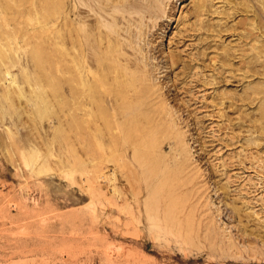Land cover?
I'll return each mask as SVG.
<instances>
[{
  "label": "rangeland",
  "instance_id": "obj_1",
  "mask_svg": "<svg viewBox=\"0 0 264 264\" xmlns=\"http://www.w3.org/2000/svg\"><path fill=\"white\" fill-rule=\"evenodd\" d=\"M91 1L0 0V264H264V40L249 37L253 1L215 0L219 14L198 17L199 0H172L135 44L151 76L142 100L163 130L149 138L150 165L139 138L125 143L115 129L112 102L92 107L62 82L67 49L74 71V40L91 38ZM102 111L106 122L91 118ZM178 155L189 186L159 196Z\"/></svg>",
  "mask_w": 264,
  "mask_h": 264
},
{
  "label": "bare ground",
  "instance_id": "obj_2",
  "mask_svg": "<svg viewBox=\"0 0 264 264\" xmlns=\"http://www.w3.org/2000/svg\"><path fill=\"white\" fill-rule=\"evenodd\" d=\"M213 1L215 0H199L195 4L194 11L198 17L202 16V13L204 15L219 14L216 12L217 10H212ZM219 1L231 3V0ZM238 1L240 5L243 3L241 6L245 2L251 3L253 1L252 6L245 5L247 6L246 12L251 13L253 17L250 23L252 34L249 37L255 36V43L258 44L260 38L264 40V0ZM171 2L172 0H92L90 25L84 31L89 33L91 38L74 40L75 48L78 51L77 59H74L76 60L75 68H77L74 71L77 73H74L75 76L72 75L74 71H71L72 65L68 49L65 53V67H63L65 77L62 82L67 87L68 96L73 93L77 99L84 97L83 102L87 98L92 107H100L107 101L112 102L114 108L112 111L115 113L113 117L119 123V127L115 129L124 138L125 143H129L132 138H139L138 146L135 149L137 150L138 147L143 149L142 151L145 153L141 160L146 158L143 161L148 165L151 164L148 155H150L151 147L153 148L149 138L156 133L160 134L163 130L157 123V119H160L159 112L144 103L145 99L142 100V94L146 93L148 89L146 82L151 76L144 77L148 73V70L145 69V66L148 65L147 57L143 53V47H137L135 44L145 42L146 39L153 37L154 30L158 25L156 21L161 20L167 13V7L170 6ZM255 31L259 34H255ZM70 35L71 33L67 30V41L70 39ZM255 43L252 46L253 58L249 63L252 64V67L261 58ZM224 53L226 54V52ZM222 60L225 61L226 59L222 58ZM253 92L256 93V91ZM245 97L251 103L255 100L251 95ZM88 102L85 101L87 105ZM261 112V120H264V106H262ZM91 118L106 122L108 115L102 111L92 114ZM142 122H145L146 125L141 129L139 124H143ZM152 122L157 123L158 126L151 125ZM161 125L168 129L162 123ZM166 125L168 124L166 123ZM249 144L252 146L251 141ZM253 144L255 145V143ZM178 156L180 159L171 157L170 162H167V171L161 172L163 179L160 183L162 187L159 196L164 195L170 199L176 195V190L189 186V182L182 179L187 164L181 157L182 155ZM190 198L189 193L181 200H170L172 207L169 210H172L174 204L184 205ZM169 213L167 212V214Z\"/></svg>",
  "mask_w": 264,
  "mask_h": 264
}]
</instances>
